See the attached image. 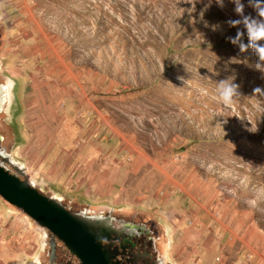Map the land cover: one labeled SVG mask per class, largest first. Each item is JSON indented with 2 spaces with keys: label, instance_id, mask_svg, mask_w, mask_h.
Wrapping results in <instances>:
<instances>
[{
  "label": "rangeland",
  "instance_id": "1",
  "mask_svg": "<svg viewBox=\"0 0 264 264\" xmlns=\"http://www.w3.org/2000/svg\"><path fill=\"white\" fill-rule=\"evenodd\" d=\"M207 4L0 0L26 101L14 157L62 192L149 212L172 264H216L204 244L264 237L236 231L264 230V74L231 42L234 4ZM230 77L240 96L224 110L213 97ZM37 237L0 196V264H25Z\"/></svg>",
  "mask_w": 264,
  "mask_h": 264
},
{
  "label": "flooded vegetation",
  "instance_id": "2",
  "mask_svg": "<svg viewBox=\"0 0 264 264\" xmlns=\"http://www.w3.org/2000/svg\"><path fill=\"white\" fill-rule=\"evenodd\" d=\"M23 91V77L5 55L0 23V153L12 159L3 162L4 169L21 180L26 177L18 168L24 164L13 157V150L20 142L18 118L26 102ZM29 181L52 206L62 207L69 216L54 209L47 224H37L24 213L38 234L36 249L25 264H172L162 223L149 212L62 192L44 179Z\"/></svg>",
  "mask_w": 264,
  "mask_h": 264
},
{
  "label": "clouds",
  "instance_id": "3",
  "mask_svg": "<svg viewBox=\"0 0 264 264\" xmlns=\"http://www.w3.org/2000/svg\"><path fill=\"white\" fill-rule=\"evenodd\" d=\"M193 5L200 0H189ZM234 4V11L240 17L239 19L229 20L232 26L240 25L243 28V32L238 30L234 38H230L233 44H238L240 50L243 52L247 48H251L258 58L255 68L264 74V0H248L249 6L253 7L257 13L258 18H253L250 15L244 14L245 4L242 0H230ZM213 3V0H208V7ZM215 3L221 7L224 6V0H215ZM246 32L248 43L245 44L242 40L244 33ZM232 77L221 80L216 83L215 95L213 99L224 110H231L233 104L239 98L238 85L233 82ZM256 94L264 93L260 88L254 90ZM202 95H207V89H201ZM251 131L255 132L256 128H251Z\"/></svg>",
  "mask_w": 264,
  "mask_h": 264
},
{
  "label": "water",
  "instance_id": "4",
  "mask_svg": "<svg viewBox=\"0 0 264 264\" xmlns=\"http://www.w3.org/2000/svg\"><path fill=\"white\" fill-rule=\"evenodd\" d=\"M0 196L6 201L17 206L23 213L30 216L37 224H47L50 218L54 217L51 210H58L62 216H69L64 212L62 207L52 206L48 199L42 196L38 190L33 186V182L29 181L31 178L28 173V167H19V172L26 177L21 180L18 175L9 174L3 167L4 161H12L11 157L5 153H0Z\"/></svg>",
  "mask_w": 264,
  "mask_h": 264
},
{
  "label": "crops",
  "instance_id": "5",
  "mask_svg": "<svg viewBox=\"0 0 264 264\" xmlns=\"http://www.w3.org/2000/svg\"><path fill=\"white\" fill-rule=\"evenodd\" d=\"M222 230V227H219L218 233H222ZM236 231L240 233L264 234V230L262 231L257 226L244 227L240 225V227H236ZM204 245L205 248L202 250V255H204L205 261L206 255L209 260V258H212V255L219 254L217 256L219 257V262L216 264H264V237L263 241L253 240L249 243L225 241L214 247H207V244ZM207 248L210 249L206 252ZM209 261H212V259Z\"/></svg>",
  "mask_w": 264,
  "mask_h": 264
}]
</instances>
